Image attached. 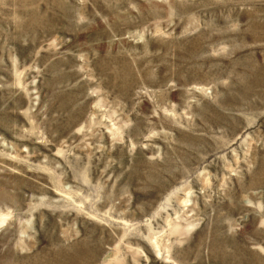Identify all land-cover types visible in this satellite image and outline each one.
<instances>
[{"label": "rangeland", "instance_id": "obj_1", "mask_svg": "<svg viewBox=\"0 0 264 264\" xmlns=\"http://www.w3.org/2000/svg\"><path fill=\"white\" fill-rule=\"evenodd\" d=\"M0 264H264V0H0Z\"/></svg>", "mask_w": 264, "mask_h": 264}]
</instances>
